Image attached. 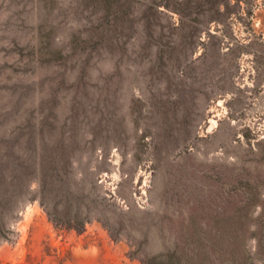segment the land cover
Segmentation results:
<instances>
[{"label":"rangeland","instance_id":"1","mask_svg":"<svg viewBox=\"0 0 264 264\" xmlns=\"http://www.w3.org/2000/svg\"><path fill=\"white\" fill-rule=\"evenodd\" d=\"M0 198V264H263L264 0H0Z\"/></svg>","mask_w":264,"mask_h":264},{"label":"trees","instance_id":"2","mask_svg":"<svg viewBox=\"0 0 264 264\" xmlns=\"http://www.w3.org/2000/svg\"><path fill=\"white\" fill-rule=\"evenodd\" d=\"M7 201L0 198V244L5 238L1 224L3 208ZM71 223V221H69ZM75 225L76 222H74ZM73 224V225H74ZM83 228V225L81 226ZM77 229V228H76ZM216 237L235 238L234 232H224ZM209 237H211L209 235ZM143 264H253L252 257L245 247L236 241H198L187 245H179L174 250L146 258ZM264 264V262H263Z\"/></svg>","mask_w":264,"mask_h":264}]
</instances>
